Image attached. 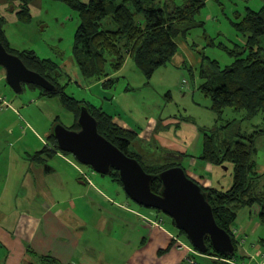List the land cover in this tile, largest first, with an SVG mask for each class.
Listing matches in <instances>:
<instances>
[{
	"label": "crops",
	"instance_id": "obj_1",
	"mask_svg": "<svg viewBox=\"0 0 264 264\" xmlns=\"http://www.w3.org/2000/svg\"><path fill=\"white\" fill-rule=\"evenodd\" d=\"M21 4L22 0H0V17L16 18ZM3 77L5 72L0 68V81ZM113 122L133 132L135 140L140 138L163 149L162 159L179 162L201 187L228 190L232 186V163L213 165L199 159L203 144L199 128L203 126L189 119H157L154 115L147 118L144 127L137 126L139 130L118 114ZM18 139L20 142L23 138ZM137 145L144 154L152 155L144 144ZM41 150H24L25 157L34 160L30 166L27 158L17 157L14 185L9 184L11 170L0 181V264H41V256L55 258L60 264H264V224L257 217V205L237 209L232 226L237 247L232 258L193 254L175 244L176 240L189 241L179 235L173 222L165 225L157 212L149 216L111 198L94 185L91 173L61 150L39 153ZM253 159L252 189L263 193L264 134L255 138ZM99 180L110 187L112 196L120 197L117 182L111 178V184ZM12 186L8 195L7 188ZM10 197L15 205L10 204ZM148 219L153 225L145 222Z\"/></svg>",
	"mask_w": 264,
	"mask_h": 264
},
{
	"label": "rangeland",
	"instance_id": "obj_2",
	"mask_svg": "<svg viewBox=\"0 0 264 264\" xmlns=\"http://www.w3.org/2000/svg\"><path fill=\"white\" fill-rule=\"evenodd\" d=\"M164 1L155 0V4L162 5ZM263 6L264 0H205L195 16V22L199 25L177 39L178 51L166 65L160 66L150 78H146L131 58H127L126 63L117 71H111V60L108 59L107 70L111 71L109 77L115 80L110 86L103 85L104 78L82 75L73 60L74 35L79 25V16L64 1L30 0L29 14L21 15L19 10L14 19L10 15H7V19L0 17V24L5 29L3 41L12 52L25 50L33 52L40 59L52 61L54 76L59 86L64 88V93L77 100H84L93 113L96 110L113 116L118 114L136 130H139L137 126L144 127L147 118L153 115L157 119L173 117L179 121L187 118L208 130L216 126L217 140L227 139L231 142L241 140L238 134L249 129H261L264 116L258 113L247 117L244 110L235 112L225 108L221 117H217L210 109V98L199 88L206 81L202 74L214 69L210 60L217 62L218 67L215 66V69H222L233 62L234 56L227 50L233 49L235 44L242 46L245 41L241 32L233 26V22L238 19L236 16H243L247 10L259 11ZM0 96L4 102L0 109V181L11 170L9 184L14 185L12 174L17 165V157L27 158V166H30L34 160L25 157L24 150L39 151L45 145H51L52 142H47H50L48 135L53 122L57 120L70 128L74 117L61 104L58 96H41L38 87L28 84L23 86L21 92L15 93L5 77L0 81ZM227 122H231L230 125L226 126ZM19 137L23 138L20 142ZM137 142L144 144L148 148L146 151L152 155L144 154ZM197 144L201 145V142ZM130 151L142 156L145 164L167 162L162 159L163 149L140 138L133 141ZM190 152H194V149H190ZM64 153L83 170L91 173L94 185L97 184L111 198L127 202L133 210L149 216H152V212L153 215L158 212L132 201L120 184L116 185L120 197L112 196L110 187L99 180L104 179L111 184L110 176L99 174L90 166L80 163L71 153ZM12 190L13 186L7 188L8 195ZM10 204L15 205L12 197ZM158 214L163 216L165 225L172 224L167 214L160 211ZM146 223L153 225L151 220ZM170 227L175 230V227Z\"/></svg>",
	"mask_w": 264,
	"mask_h": 264
},
{
	"label": "trees",
	"instance_id": "obj_3",
	"mask_svg": "<svg viewBox=\"0 0 264 264\" xmlns=\"http://www.w3.org/2000/svg\"><path fill=\"white\" fill-rule=\"evenodd\" d=\"M61 1L74 8L79 16V25L74 35L73 60L82 75L104 78V86L113 85L115 80L109 77L110 72L119 70L127 57L134 61L146 78H150L160 66L166 65L178 51L177 39L199 25L195 22V16L205 3V0H166L162 5L156 6L155 0ZM29 2L30 0H22L19 14H29ZM236 17L238 19L233 22V26L244 36V44H235L233 49L227 50L234 56V60L222 69H215V66L218 67L217 62L210 60L214 69L210 73L202 74L206 81L199 88L210 98V109L217 117H221L225 108H231L235 112L244 110L247 117L258 113L264 116V6L259 11L247 10L243 16ZM3 31L0 24V42L6 50L17 55L27 68L38 72L55 85L53 91H46L28 84L38 87L41 96H58L61 104L73 114L74 122L69 129L79 128V109L81 105H85L97 120L99 133L126 155L136 158L145 172L158 175L165 169L180 165L179 162L145 164L141 156L130 151V146L135 141L133 132L114 123L111 114L96 110L94 114L84 100L65 94L64 88L59 86L54 76L53 62L40 59L33 52L25 50L12 52L3 41ZM108 59L111 60V71L107 70ZM56 122L57 120L53 122V126ZM230 123L227 122L226 126ZM199 129L203 135L199 159L213 165L230 162L234 166L230 189L202 188L212 207L216 223L232 236L236 249L232 226L239 207L251 208L257 205V217L264 224V192L256 193L252 189V176L256 166L252 157L255 138L264 134V126L252 133L238 134L241 140L231 142L227 139L217 140L216 126L209 128L210 130L205 127ZM48 140L49 143L52 142L51 145L47 144L39 153L48 150L56 153L58 147L52 129ZM108 176L122 186L118 171L111 169ZM160 187L161 182L154 178L151 183L152 191L159 193ZM178 231L184 240L187 239L182 230ZM205 242L207 250L202 254L220 259H230L235 255L220 253L211 246L208 239ZM39 259L41 264H60L50 256H41Z\"/></svg>",
	"mask_w": 264,
	"mask_h": 264
},
{
	"label": "water",
	"instance_id": "obj_4",
	"mask_svg": "<svg viewBox=\"0 0 264 264\" xmlns=\"http://www.w3.org/2000/svg\"><path fill=\"white\" fill-rule=\"evenodd\" d=\"M0 67L15 93L22 91L23 84H32L46 91L55 89L52 82L27 68L1 42ZM77 124V130L69 129L60 122L54 124L52 134L59 150L71 153L80 163L99 174L108 175L111 169L118 171L128 197L143 207L167 214L200 253L206 252L205 239H208L216 251L234 254L232 236L218 226L203 188L187 175L182 166H172L158 175L145 172L136 158L126 155L99 133L97 120L85 105L80 106ZM154 178L161 182L159 193L151 189Z\"/></svg>",
	"mask_w": 264,
	"mask_h": 264
},
{
	"label": "built area",
	"instance_id": "obj_5",
	"mask_svg": "<svg viewBox=\"0 0 264 264\" xmlns=\"http://www.w3.org/2000/svg\"><path fill=\"white\" fill-rule=\"evenodd\" d=\"M3 99L1 98V96H0V109H2V107H3ZM57 152V151H56ZM75 165V164H74ZM80 173H81V175H83L86 179H89V177H88V175L85 173V172H82L81 170H80ZM150 219H148L147 221H149ZM177 242V243H176ZM176 242H175V244L177 245V247L179 248V249H181V248H185V249H187L189 252H191V253H193V254H198V253H200L199 251H197L191 244H189V243H183L182 241H180V240H176ZM191 263H193L192 261V259H188Z\"/></svg>",
	"mask_w": 264,
	"mask_h": 264
}]
</instances>
